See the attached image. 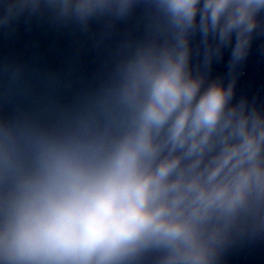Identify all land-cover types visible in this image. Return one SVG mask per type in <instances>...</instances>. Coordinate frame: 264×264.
I'll list each match as a JSON object with an SVG mask.
<instances>
[{
  "label": "clouds",
  "instance_id": "1",
  "mask_svg": "<svg viewBox=\"0 0 264 264\" xmlns=\"http://www.w3.org/2000/svg\"><path fill=\"white\" fill-rule=\"evenodd\" d=\"M0 264H229L264 249V0H0ZM96 54L90 73L78 69ZM227 71L214 73L224 62Z\"/></svg>",
  "mask_w": 264,
  "mask_h": 264
}]
</instances>
